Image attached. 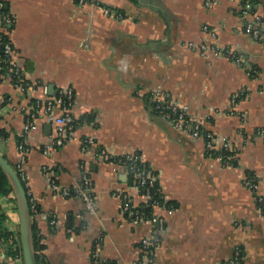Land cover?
Returning <instances> with one entry per match:
<instances>
[{
    "label": "crops",
    "instance_id": "obj_1",
    "mask_svg": "<svg viewBox=\"0 0 264 264\" xmlns=\"http://www.w3.org/2000/svg\"><path fill=\"white\" fill-rule=\"evenodd\" d=\"M3 1L15 20L8 37L26 77L56 89L72 86L74 116L96 114L95 123L80 126L63 147L47 151L57 136L54 125L41 118L35 131L25 133L26 110L40 91L0 83V131L10 134L0 138V151L16 169L19 143L27 147L28 192L43 213L58 219L53 228L36 216L47 263L99 264L92 262L97 243L102 261L133 264L140 242L156 228L149 222L135 226L122 212L119 194L135 192L122 169L100 161L101 148L113 157L139 153L158 175L164 196L176 204L156 211L165 223L154 264H223L237 247L245 251L246 264H264V216L244 184L246 174H255L264 198V139L258 135L264 130V42L245 33L241 2L207 7L206 0H97L99 6L80 7L73 0ZM103 7L124 19L105 16ZM254 10L264 20V0ZM205 38L232 47L244 67L214 54L203 57L188 46ZM242 88L247 98L231 115V97ZM156 90L188 106L219 147L230 143L237 166L224 167L207 156L203 138L154 116L145 98ZM86 138L98 146L84 151ZM46 167L57 170L60 190L75 188L88 170L96 213L80 198L55 192ZM0 206L7 219L3 229L18 237L17 203L0 197ZM5 247L0 241V264H24Z\"/></svg>",
    "mask_w": 264,
    "mask_h": 264
},
{
    "label": "built area",
    "instance_id": "obj_2",
    "mask_svg": "<svg viewBox=\"0 0 264 264\" xmlns=\"http://www.w3.org/2000/svg\"><path fill=\"white\" fill-rule=\"evenodd\" d=\"M78 6L84 7L88 5L99 6L97 0H73ZM222 0H206L207 7H211ZM234 1V0H226ZM241 2L240 15L246 20L245 33L256 42H264V20L256 15L253 10V5L249 0H237ZM3 4H0V8ZM103 13L105 16L114 17L118 20H123L124 15L117 11H112L109 8L103 7ZM246 18H249L248 20ZM15 25V20L12 17H6L3 20L4 34L8 35L9 29ZM207 35H210L215 39L213 31L205 30ZM218 41V40H217ZM190 49L196 50L203 57H207L210 54H214L219 57L230 60L231 62L244 67V58L238 55L232 47H225L219 43H210L209 39L205 38L198 43L188 44ZM3 50L5 56V64L8 68V74L3 78L10 82L17 90L31 91L35 93L40 91V95L33 97L30 108L26 110L25 121V133L29 134L35 131L38 127L37 123L41 118L46 119L50 124L56 127V139L54 140L53 148L48 147L49 150H58L63 147L73 136L78 127V120L73 114V105L76 99V93L72 86H63L55 90L54 94H50V87L42 85L40 83L31 82L25 75L24 71L18 66L17 53L12 43L6 45ZM253 69L249 70V74L252 76ZM247 98L246 88H242L239 92L235 93L231 97L229 114H234V108L243 100ZM148 100L150 111L153 114L159 116L162 120L172 124L176 129L185 132L193 138H203L206 142V151L218 153L217 158L224 167H235L233 162L237 161V156L234 154L233 147L230 143H224L221 147L217 145L216 137L213 133L206 131L202 124L196 121L190 114L188 106L175 100L170 94L156 90L150 92L145 98ZM3 99H0V111L1 103ZM246 116L243 115V118ZM258 135L264 139V130H258ZM83 150H89L97 147L98 143L94 138H86L82 142ZM21 160L17 168L15 169L18 176L23 183L27 182V153L24 145L19 146ZM225 153V154H224ZM232 154V155H226ZM97 156L100 161L105 163H113L115 168L123 170V174L126 180L131 177V185L128 186L135 192L132 196L127 192L119 194L122 200V212L135 226L149 222L156 228L148 237H145L139 246V256L133 264H154L155 254L161 245V232L164 230V219L157 214V210L172 209L169 205L170 201L164 196L162 187L159 184L158 175L153 169L146 164L139 153H132L125 155L128 159L127 165H122L120 160H112L116 158L110 155L106 149L99 148L97 150ZM45 174L49 176L51 182V188L63 195L64 197H78L80 198L86 209L90 213H96V202L93 194V182L90 177V172L84 170L82 173L81 183L75 188L60 190L59 185L54 178L55 172L52 167H46L44 169ZM244 184L254 194L258 210L264 216V198L258 193L259 179L255 174H246L244 178ZM154 190L160 194V200L152 204L149 200L152 198L151 191ZM139 196L143 201L137 202ZM35 206V201L32 200ZM152 208V216L147 218L145 216V210ZM40 217L50 223L55 228L58 224L56 216H51L47 213H41ZM93 258L96 259L98 254L93 253ZM116 264H119L116 262ZM223 264H246L245 263V251L241 247H237L232 257Z\"/></svg>",
    "mask_w": 264,
    "mask_h": 264
},
{
    "label": "trees",
    "instance_id": "obj_3",
    "mask_svg": "<svg viewBox=\"0 0 264 264\" xmlns=\"http://www.w3.org/2000/svg\"><path fill=\"white\" fill-rule=\"evenodd\" d=\"M249 1L251 2V4L254 7L257 0H249ZM0 4H3V7L0 8V13H1L3 20L6 17H12L10 15L9 9L6 8L7 3L3 0H0ZM253 10H254V8H253ZM12 29H14V26L11 29H9V31H11ZM10 43H12V42L9 39L8 35L2 34L0 37V47L4 48L6 45H8ZM4 61H5V56H4L3 50H0V83L4 82V80H5L3 78V76L8 74V68H7ZM4 99H5V102L8 101V97H6ZM147 101L148 100L146 99V102ZM2 105H3V103H1V106ZM151 113L153 114V112H151ZM153 115L159 118V116H157L155 114H153ZM95 121H96V114L95 113L83 115L78 120V127L84 126V125H91V124L95 123ZM9 137H10L9 133L0 131V138L8 139ZM19 144L24 145L22 142H20ZM24 148L26 149L27 147L24 145ZM217 154L218 153L207 152V156L210 158H215L217 156ZM234 154H236V153H234ZM226 155L228 156V155H232V154H226ZM112 160H120L122 165H127V163H128V159L125 155L120 156V157H116V158H112ZM237 163H238V160L236 162H233L235 167L237 166ZM53 170L56 174H58L56 169H53ZM127 180H128V183L131 185V183H132L131 177L128 178ZM24 186H25L27 193H28V199H29V204H30V208H31L32 243H33V248H34V252H35L36 264H48L46 261V257H45V251H46L45 239L42 236L41 231L38 228V223L36 221V216L40 215L43 212H42V209L40 208V206H38L36 204H35V206L33 205L32 197L30 196V194L28 192V188L26 187L25 183H24ZM151 193H152V198L149 200L150 204L160 200V194L156 193L154 190H152ZM13 195H14V189L11 185V182H10L8 176L6 175V173L0 167V197L9 198L10 201H13L16 203V199L13 198ZM169 205L172 206L173 208H176V204H174L172 202H170ZM152 212H153L152 208H147L145 210V213H146L145 216L147 218H150L152 216ZM4 223H7V219H6L5 214L2 212V208L0 206V241H3L4 245L6 246L5 248H6L8 256H10L14 259L18 258V259L23 261L22 249L20 246V238H19V236L16 237L15 235H13V233L9 232L6 228L3 229L2 225ZM97 247H98V244L95 243V245L93 246V253H95V254H97V251H96ZM94 261L95 262L97 261L99 264H116V262H114V261H102L99 256L96 259L93 258L92 262H94Z\"/></svg>",
    "mask_w": 264,
    "mask_h": 264
},
{
    "label": "water",
    "instance_id": "obj_4",
    "mask_svg": "<svg viewBox=\"0 0 264 264\" xmlns=\"http://www.w3.org/2000/svg\"><path fill=\"white\" fill-rule=\"evenodd\" d=\"M55 86H50V94L55 92ZM0 167L8 176L11 185L14 189L16 203L20 217V246L22 249L23 263L36 264L35 252L32 243V216L31 208L28 199V193L24 183L18 176L15 167H13L0 151ZM70 219V218H69Z\"/></svg>",
    "mask_w": 264,
    "mask_h": 264
}]
</instances>
